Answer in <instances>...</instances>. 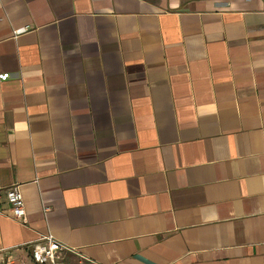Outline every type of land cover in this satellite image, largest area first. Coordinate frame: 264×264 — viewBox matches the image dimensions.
<instances>
[{"label": "crops", "instance_id": "1", "mask_svg": "<svg viewBox=\"0 0 264 264\" xmlns=\"http://www.w3.org/2000/svg\"><path fill=\"white\" fill-rule=\"evenodd\" d=\"M48 234L101 264H264V0H0V264Z\"/></svg>", "mask_w": 264, "mask_h": 264}, {"label": "built area", "instance_id": "2", "mask_svg": "<svg viewBox=\"0 0 264 264\" xmlns=\"http://www.w3.org/2000/svg\"><path fill=\"white\" fill-rule=\"evenodd\" d=\"M3 198L9 206L10 216L14 220L25 221L24 201L18 186L5 189ZM67 254L76 255L79 258L78 264H101L85 258L78 250L68 247L50 234L30 244V255L34 264H65ZM7 264L16 263L9 261Z\"/></svg>", "mask_w": 264, "mask_h": 264}]
</instances>
